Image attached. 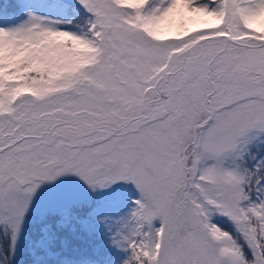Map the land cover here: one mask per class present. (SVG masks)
Wrapping results in <instances>:
<instances>
[{
	"label": "snow or ice",
	"instance_id": "obj_1",
	"mask_svg": "<svg viewBox=\"0 0 264 264\" xmlns=\"http://www.w3.org/2000/svg\"><path fill=\"white\" fill-rule=\"evenodd\" d=\"M67 175L112 199L52 191L44 216L63 226L87 208L80 222L105 224L117 264H264V0H0L13 242Z\"/></svg>",
	"mask_w": 264,
	"mask_h": 264
},
{
	"label": "rangeland",
	"instance_id": "obj_2",
	"mask_svg": "<svg viewBox=\"0 0 264 264\" xmlns=\"http://www.w3.org/2000/svg\"><path fill=\"white\" fill-rule=\"evenodd\" d=\"M185 17L176 14L174 25L178 29ZM189 30L203 27L188 21ZM59 201L67 203L70 200H83L86 204H102L112 199L113 190H98L93 192L79 177L67 175L51 185H43L37 193L34 204L28 213L23 228L13 242L11 234L0 228V264H64L71 259L76 264H117L124 253L111 244V231L103 222L91 220V227L82 224L80 220L87 216V208L77 209L75 216L65 225L59 224V216L45 217V208L53 203L47 199L52 191L64 190ZM131 204V201H128ZM127 206L112 207L113 215L126 211ZM51 225L48 233L44 230ZM114 230V229H113ZM55 235L49 242L47 237ZM8 242V243H6ZM3 244L9 246L7 255L3 253Z\"/></svg>",
	"mask_w": 264,
	"mask_h": 264
},
{
	"label": "trees",
	"instance_id": "obj_3",
	"mask_svg": "<svg viewBox=\"0 0 264 264\" xmlns=\"http://www.w3.org/2000/svg\"><path fill=\"white\" fill-rule=\"evenodd\" d=\"M6 243H8V242H6ZM8 251H9V246L7 244H5V245L3 244V253H4V255H7Z\"/></svg>",
	"mask_w": 264,
	"mask_h": 264
}]
</instances>
